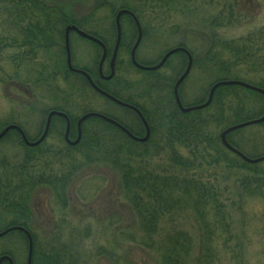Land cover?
<instances>
[{"label": "rangeland", "instance_id": "rangeland-1", "mask_svg": "<svg viewBox=\"0 0 264 264\" xmlns=\"http://www.w3.org/2000/svg\"><path fill=\"white\" fill-rule=\"evenodd\" d=\"M42 1L60 9L70 20V25L77 23L84 32L103 40L109 52L115 43L116 14L121 9L132 10L145 34L135 56L144 66L158 64L172 49H187L197 61L179 88L178 97L184 107L206 101L211 86L228 77L220 71L226 63L235 65L232 72L238 80L256 86L264 84V0H186V4H179L178 0H133L130 6L127 0ZM66 26L68 23L61 27L60 43L57 31H53L58 47H48V44L42 48V44L39 47L34 42L36 55L45 57L50 71L55 70L54 63L59 62L58 73L63 76L66 73L65 52L62 51ZM121 32L124 43L118 58L121 64L116 68L115 78L101 82V85L120 99L141 108L150 126L159 127L161 122L163 126L166 121L162 119L167 117L173 105L172 87L183 74L187 61L182 55H173L157 71L155 81L150 73L137 72L129 66L130 49L136 39L135 27L129 19L121 20ZM31 36L38 37L36 33ZM69 38L72 66L89 71L97 81L101 51L75 34L70 33ZM43 39L46 41L43 45L47 44L48 39L44 36ZM234 47L252 49L254 55L247 53L242 55L244 59L235 61L236 57L225 50ZM108 61L109 57L103 65V74L108 73ZM65 77V81L59 78L57 86L62 94L69 95L66 99H55L46 89L36 88L31 83L23 85L16 80L0 83V122L18 124L28 141H34L41 136L49 111L61 107L76 120L86 113L110 116L140 137L144 136L143 127L133 113L110 104L88 87L86 89L78 76ZM232 78L235 77L229 79ZM149 91L151 98H148ZM221 93V115L225 122L220 130L217 129L219 136L223 129L264 115V98L260 95L238 88ZM211 111L210 114L216 115L215 108ZM56 119L52 121L51 136L37 158L31 161L32 167L24 160L27 152L15 134L8 133L0 140L1 183L5 178L21 173L42 176L40 181L48 183L63 177L68 180L62 197L51 194L47 183H42L44 187L38 190L34 203L39 204L41 210L39 214V210H35L37 214L29 223L37 249L48 251L61 264H160L165 232L171 228L190 236L193 247L190 264H196L201 242L193 220L181 215L174 221L167 216L159 217L155 221L156 233L147 236L143 220L122 184V169L114 160L102 157V150H87L90 146L87 142L81 147H68L63 140L64 123ZM85 127L104 135L108 145L111 142L115 147L120 146L123 149L119 153L122 164L131 162L139 166L143 162L149 164L146 168L153 169L160 161L167 160L166 155L158 160L156 150L151 147L149 150L135 148L99 122L90 120ZM164 132L159 129L156 133ZM69 138L76 140L75 125ZM227 140L249 158L264 156L262 125L232 132ZM255 166L260 182L264 178V163ZM208 170L210 173H202L203 178L214 187L230 225L228 235L215 238L220 253L214 256L213 264H264V188L247 196L241 183L253 178L248 170H230L224 164L209 166ZM6 211L7 207L0 199L2 228L12 221V216L6 218ZM6 246L14 250V264H26L27 244L21 236L11 234L0 239V247Z\"/></svg>", "mask_w": 264, "mask_h": 264}, {"label": "trees", "instance_id": "trees-1", "mask_svg": "<svg viewBox=\"0 0 264 264\" xmlns=\"http://www.w3.org/2000/svg\"><path fill=\"white\" fill-rule=\"evenodd\" d=\"M69 22L70 20L63 15L60 9L48 5L42 0H0V83L4 84L5 82L8 83L15 80L23 85L31 83L36 88L46 89L55 99L60 97H65L66 99L69 97L66 93L62 94V91L57 86V81L59 78L65 81V76L72 77L73 75L67 71L64 76L58 73L57 68H61L59 62L54 63L57 67L54 68L56 71H50L48 69V61L45 60V57L36 55L35 51L37 47L34 43L37 42L38 46L42 44V48L48 44H50L48 47H58L59 45L56 44V40L53 39V34L57 31L56 37L60 43L61 39L59 35L61 33V27L67 23L69 24ZM71 24H74V22H71ZM74 25L80 28L79 24L76 23ZM32 33H36L38 37L34 39L31 36ZM89 35L97 38V36L91 33ZM43 36L48 39V43L44 45L43 42L46 41L43 39ZM97 39L101 40L100 38ZM101 41L106 46L105 42L103 40ZM123 45L124 43L121 42L118 58L120 57V50ZM119 64L121 62L117 59V69L119 68ZM129 66L132 68L130 63ZM234 66V64L231 66L226 63L220 67V71L228 75L225 80H237L235 73L232 72ZM87 72L91 76L90 72ZM150 74L153 76V80L155 79L156 81L159 72H152ZM230 76L235 78L229 79ZM79 78L84 83L86 89L87 87L89 88L87 82L83 78ZM95 84L101 90L120 101L140 109L144 118L147 120L144 111L136 104L129 100L124 101L120 99L117 95L107 90L104 85H101L100 80L95 81ZM257 86L264 90V84ZM165 89H167V84ZM233 89L236 88L218 89L214 94L211 105L207 109L199 112L181 114L172 105V109L166 115L167 117L162 119L166 121L163 126L162 122L159 127L150 126L151 136L145 144L133 143L114 127L99 120L90 119L91 121L108 126L114 130V133L116 132V134L122 136L126 142L132 143L135 148L140 149L145 147L143 150H149L151 147L155 149V155L158 156V160L166 155L167 160L162 161V163L160 161L153 169L146 168L149 167V164L143 162L139 166H135L131 162L122 164L119 153L123 149L120 146H113L111 142L108 145L104 139V135L86 128L85 124L90 120L82 125L80 144L73 147H81L84 145L83 142H87L90 144L87 150L90 152L102 150V157L111 161L114 160L118 164L122 169V184L124 189L131 197L134 207L138 210L139 218L143 220L144 233L147 236L156 233L155 221L159 217L167 216L170 218V221H174L173 219L180 215L191 218L201 242L198 247L196 264H213L214 256L220 253L218 251L220 250L219 247L215 244V238L218 239V237L230 233L227 214L218 201V195L214 187L205 181L202 173H210L208 170L209 166L216 167L219 164H224L230 170H248L247 172L254 175L253 178L249 177L241 183L247 196L252 193L255 194L264 188V178L260 182L256 178L257 175H260L259 170H257L258 168L255 165L252 166L242 162L235 155L227 151L219 140L217 129L220 130L219 127L225 122H223L221 115L222 109L219 98L222 94L221 92L227 90L232 91ZM148 98H151V91L148 92ZM203 103L201 102L193 106ZM214 108L216 109V115L210 114ZM52 110L68 116L71 123V134V130H73L74 125H76L75 121L77 122V120L73 119L65 108L55 107L50 111ZM107 117L113 119L110 116ZM57 120L64 123L60 118H57ZM113 120L118 122L115 119ZM52 123L48 137L51 136L53 131ZM8 125L18 126V124L14 123L3 124L0 122V130ZM261 125L264 126V123ZM18 127L20 128V126ZM125 128L135 137L141 136L135 134L128 127ZM159 129H164L165 132L161 134L156 133ZM10 133L15 134L18 143L25 148L27 153L24 160L26 162H31L37 158L36 155L46 142L37 148L30 149L22 144L19 134L16 131H11ZM228 143L240 152L239 148L231 141L228 140ZM90 158L92 156L89 153L88 159ZM39 179L41 180L42 176H39ZM40 182V184H48V182ZM55 182L59 183V181ZM16 226L26 229L24 224L14 222L8 224L6 228L0 227V232L9 227ZM29 233L32 235L31 232ZM12 235L21 236L26 241L25 236L20 232H14ZM32 239L34 244L32 264H61V261L51 256L50 253L48 254V251H39L33 235ZM164 241L163 248H161L162 255L160 264H190V254L192 253L193 247L192 240L187 233L170 228V230L165 232ZM2 256H9L13 259L14 250L7 246L0 247V257Z\"/></svg>", "mask_w": 264, "mask_h": 264}, {"label": "water", "instance_id": "water-1", "mask_svg": "<svg viewBox=\"0 0 264 264\" xmlns=\"http://www.w3.org/2000/svg\"><path fill=\"white\" fill-rule=\"evenodd\" d=\"M123 15L130 16L133 19L134 24H135V26L137 28L138 38H137V40L135 42V45L133 46V48H132V50L130 52L131 63L137 69H139L141 71H145V72L156 71V70L160 69L165 64V62L168 60V58H170L171 56H173V55H175L177 53H183V54L187 55V57H188L187 67H186L184 73L182 74V76L177 80V82L175 83V85L173 87V96H174L175 104H176L178 110L182 114H188L190 112H195V111H200V110L206 109L211 104L212 98H213V95H214L215 91L217 89L223 88V87H240V88H243V89L248 90L250 92L259 94L261 96H264V91L263 90L258 89V88L253 87V86H250L248 84L241 83V82H236V81H222V82H218L214 86H212V88L210 89L209 95H208V99L203 105L190 107V108H183V106L180 103L179 97H178V88H179V86L182 84V82L185 80V78L188 76V74L190 72L191 64H192V60H191L190 55L184 49L177 48V49H173V50L167 52L164 55V57L162 58V60L160 61V63L157 66H155V67L147 68V67H142V66L138 65L136 63V60H135V53H136V50H137V48H138V46L140 44V41H141V28L139 26L138 21L136 20V18L131 13H129L127 11H120L117 14L116 19H115L116 42H115V46H114V49H113V52H112V56H111V59H110V63H109L110 74L108 76H106V77H103L102 74H101L102 66H103V63H104V61L106 59V56H107V50H106L105 46L100 41H98L97 39H95V38H93V37L81 32V31H79L74 26L67 27L66 30H65L64 48H65V54H66V66H67V69H68L69 72H71V73H73L75 75H79V76L84 77L86 79V81L88 82L89 86L91 87V89L94 92H96L99 96L103 97L104 99L110 101L111 103H113V104H115V105H117V106H119V107H121L123 109L130 110V111H133L134 113H136L137 116L140 118V120H141V122H142V124H143V126L145 128V132H146L145 137L142 138V139L136 138L133 135H131L126 129H124L121 125L116 123L115 121H113V120H111V119H109V118H107V117H105L103 115H100V114L87 113V114L83 115L79 119V121L77 123V137H76V140L75 141H70L69 138H68L69 130H70V123H69V120H68L67 116L65 114H62V113H59V112H56V111H51L47 115L43 134H42V136L40 137V139L38 141H36L34 143H29L27 141L24 133L16 126H8L5 129H3L0 132V140L2 138H4L5 135L7 133H9L10 131H16L20 135V137L22 139V142L24 143L25 146L30 147V148L37 147L47 137L52 118L53 117H57V118L64 119V121L66 123V128H65V133H64V141L70 147H74V146L78 145V143L80 142V139H81V124L83 122H85L86 120L91 119V118H96V119L102 120L103 122H105V123L117 128V129H119L122 133H124L133 142L143 144V143H146L148 141L149 136H150V130H149V127H148L146 121L144 120L142 114L139 112V110H137L136 108H134V107H132V106H130L128 104L122 103L121 101L115 99L111 95L103 92L102 90H100L99 88H97L94 85V83L92 82L90 77L85 72L80 71V70H76L71 65V54H70V48H69V34H70V32H74L78 37H80V38H82V39H84V40H86V41L98 46L102 50V55H101V58H100L99 63H98L99 76H100V78L103 81H110L113 78V76H114L115 61H116L117 52H118V48H119L120 41H121L120 17L123 16ZM262 123H264V116H262L259 119H256V120H253V121H249V122H245V123H241V124H238V125H235V126H232V127L228 128V129H226L220 135V141H221L222 146L227 151H229L230 153H232L235 156H237L241 161H243L246 164L255 165V164H259V163L264 162V156L260 157V158H257V159H249V158H247L246 156L241 154L239 151H237L236 149L231 147L228 144L227 139H226V137L232 132H235L237 130H241V129H244V128H247V127H250V126L260 125ZM14 232H20L26 237V239H27L26 264H32L33 241H32V238H31L30 234L26 230H24L21 227L9 228V229H7V230H5L3 232H0V239L4 238L7 235H9L11 233H14ZM4 263L13 264L11 258H9L8 256L0 257V264H4Z\"/></svg>", "mask_w": 264, "mask_h": 264}, {"label": "flooded vegetation", "instance_id": "flooded-vegetation-1", "mask_svg": "<svg viewBox=\"0 0 264 264\" xmlns=\"http://www.w3.org/2000/svg\"><path fill=\"white\" fill-rule=\"evenodd\" d=\"M127 1L130 2L129 3V6H130L133 0H127ZM180 2L181 4H186V2L188 1L178 0L179 4ZM229 8L231 12L232 11L231 5ZM128 19L132 21L130 17H128ZM135 30H136V27H135ZM141 33H142V39H143L145 34L143 33L142 29H141ZM137 35L138 34L136 30V39H137ZM225 50L236 57L234 58L235 61H240L244 59V57L242 58V55H248L247 53H250V56L254 55V53H251L252 49H247V48H242V47L228 48ZM256 51H259V49H256ZM190 56L192 59V69H193L195 62L197 60L193 57V54H190ZM184 57L186 58V61H188V57H186L185 55ZM97 75L99 78L98 72H97ZM30 163L31 162H28L27 164H30ZM58 181L59 183H56L55 181L50 182L48 183L49 185L46 187L49 188L51 194L54 193L55 196L62 197L65 194V190L67 187L66 183L68 182V180L66 179V177H63V178H59ZM40 183L41 182H40L39 177H33V176L31 177L28 175H23V173H21V175L19 176H11V177L5 178V180L2 183L0 181V199H2V201L5 203L7 207V211L5 212L6 218L9 216H12V221H10L11 223L17 222L20 224H24L26 229L30 231L29 223L32 220L31 217L37 214L35 210H39L38 214L40 213V210H41V207L39 206V204L34 203L36 202L35 199H36L38 190L40 189V187H44V185L43 184L41 185Z\"/></svg>", "mask_w": 264, "mask_h": 264}]
</instances>
